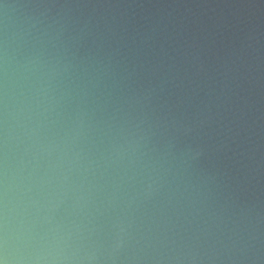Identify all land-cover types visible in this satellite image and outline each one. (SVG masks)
I'll return each mask as SVG.
<instances>
[{
  "label": "clouds",
  "instance_id": "clouds-1",
  "mask_svg": "<svg viewBox=\"0 0 264 264\" xmlns=\"http://www.w3.org/2000/svg\"><path fill=\"white\" fill-rule=\"evenodd\" d=\"M0 264H264V0H0Z\"/></svg>",
  "mask_w": 264,
  "mask_h": 264
}]
</instances>
